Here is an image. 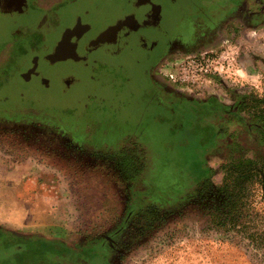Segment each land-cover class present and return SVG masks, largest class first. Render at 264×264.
Segmentation results:
<instances>
[{
    "label": "rangeland",
    "instance_id": "374dc122",
    "mask_svg": "<svg viewBox=\"0 0 264 264\" xmlns=\"http://www.w3.org/2000/svg\"><path fill=\"white\" fill-rule=\"evenodd\" d=\"M100 1L74 0L67 8L80 11L81 2L94 6ZM110 1L111 9L120 13L124 0ZM234 1L164 3L162 24L172 35L158 59L132 41L117 56L97 52L83 65L75 47L74 58L50 66L46 60L41 63L52 80L48 88L29 80L25 69L34 54L51 48L58 28L71 17L65 12L48 17L41 11L18 16L0 10V230L78 249L103 237L109 240L127 211L130 191L114 164L90 151L116 147L127 137L147 149L152 166L135 188L143 189L146 183L151 188L167 186L174 178L173 162L179 159L184 163L180 171L190 172L196 149L179 146L186 137L179 127L196 117L190 100L211 97L229 106L236 94L264 97V0H240L236 7ZM230 41L241 48V86L222 81L218 89L196 95L157 76L162 60L215 52ZM69 74L76 82L63 86L59 79ZM29 103L33 105L28 108ZM237 126L235 120L228 124L230 129ZM225 137H215L198 156L215 169V185L221 182L218 165L226 155ZM259 205H264L260 193L253 202ZM170 208L166 218L153 225L129 221L117 245L111 243L108 263L264 264V237L259 235L264 219L254 211L243 219L245 224L223 227L214 220L211 201L191 200ZM22 250L0 246V264H59L58 257L64 258L56 249L47 260H21L17 253Z\"/></svg>",
    "mask_w": 264,
    "mask_h": 264
},
{
    "label": "trees",
    "instance_id": "16d2710c",
    "mask_svg": "<svg viewBox=\"0 0 264 264\" xmlns=\"http://www.w3.org/2000/svg\"><path fill=\"white\" fill-rule=\"evenodd\" d=\"M190 102L193 104L196 117L192 118V124L186 123L179 127L185 129L183 132L186 134L179 146L195 147V161L193 160L195 166L190 168V172L187 170L181 172L184 163L180 159L174 161L172 165L174 178H171V182L165 187L151 188L148 187V183L142 185L143 189L134 187L139 181L143 183L142 177H147L152 166L147 149L136 143L133 137L123 139L116 147L90 151L94 157L104 158L113 163L130 191L127 211L118 221L119 224L112 229L109 240L103 237L78 249L59 241L25 237L0 230V246H19L23 249L17 253L21 260L30 258L47 260L52 257L50 251L56 252L58 249L64 252V258L58 257L59 264H82L85 259L94 260L95 264H109L106 258L111 251V243L117 245V236L130 226L129 221L136 219L143 225H153L156 221L160 222L166 218L165 213L171 211L172 205L181 206L197 199L211 201L214 207V220L223 227L245 224L243 219L252 211L262 221L264 205L256 207L253 206V202L256 194L264 195V97L252 93L236 94L234 102L229 106L211 97L201 102L193 100ZM32 105L33 103H29L26 107ZM234 120L238 126L228 128L229 122ZM223 133L226 134L223 145L226 155L218 165L222 171L221 182L215 185L211 180L215 169L208 167L198 156L210 146L215 137ZM77 146L83 148L82 145ZM177 151L176 147L174 153ZM186 173H189L188 177ZM142 198L146 200L143 201ZM140 223L138 225L142 228L143 225ZM259 235L264 237V228L261 227ZM3 236L7 237L5 241L1 240ZM10 236L12 238H8ZM33 254L37 257H33Z\"/></svg>",
    "mask_w": 264,
    "mask_h": 264
},
{
    "label": "flooded vegetation",
    "instance_id": "af4514ba",
    "mask_svg": "<svg viewBox=\"0 0 264 264\" xmlns=\"http://www.w3.org/2000/svg\"><path fill=\"white\" fill-rule=\"evenodd\" d=\"M8 0H0V10L6 14L13 13L18 16H33L36 12H45L48 17L56 15L59 12H65L71 17L69 24L61 26L58 28V37L52 42L53 45L45 53L34 54L36 57V68L31 72L30 70L33 66V62L25 69L29 80L34 81L38 85L44 88H48L52 83V80L45 73V68L42 66L43 60H46V66L53 65L55 62H51L45 57L48 54L54 52L56 44L60 41L63 31L67 27H72L77 21L84 24H89L90 29L83 32L79 37H70L69 44L72 48H77L76 51L82 58L78 57L79 63L86 65V59H90L91 55L99 53H104L108 57L117 56L120 54L130 42L134 41V46L143 49L145 52L152 53L155 52L154 60L158 59L163 53H165V46L168 45L172 31L165 30L163 27V10L164 3L174 4L178 0H144L143 3L137 4L136 0H124L122 1L119 9L121 10V16H131V22L129 27L124 26L122 28L120 38L123 39L124 47L119 52L110 51L106 49V44L99 46H92L89 44V40L93 35L90 33L92 30H96L98 26H105L107 24L113 23L117 19V10L111 9V1L101 0L98 5L94 6H83L84 3L81 2V10L75 11L73 8H67L69 4L74 0H23L26 3V9L23 12L9 11L3 6V3ZM80 1V0H75ZM84 1V0H81ZM240 0H237L233 6L236 5ZM105 2V3H103ZM108 2V3H106ZM108 4V5H107ZM236 7V6H235ZM116 11V13H115ZM59 15V14H58ZM119 17V18H120ZM137 20L136 23L132 20ZM100 22V23H96ZM133 26H135L133 28ZM132 27V28H130ZM80 50V51H79ZM68 59V58H65ZM71 59V58H70ZM63 60V59H62ZM42 63V64H41ZM59 82L65 86L66 84L76 82L75 75H65L60 77ZM82 264H95L94 260L85 259Z\"/></svg>",
    "mask_w": 264,
    "mask_h": 264
},
{
    "label": "built area",
    "instance_id": "2783aa9c",
    "mask_svg": "<svg viewBox=\"0 0 264 264\" xmlns=\"http://www.w3.org/2000/svg\"><path fill=\"white\" fill-rule=\"evenodd\" d=\"M240 53V45L230 41L215 52L198 51L162 60L156 73L164 83L201 95L218 89L222 81L235 84L241 81Z\"/></svg>",
    "mask_w": 264,
    "mask_h": 264
},
{
    "label": "water",
    "instance_id": "95a60500",
    "mask_svg": "<svg viewBox=\"0 0 264 264\" xmlns=\"http://www.w3.org/2000/svg\"><path fill=\"white\" fill-rule=\"evenodd\" d=\"M143 2L144 0H136L137 4ZM3 6L6 8V10L9 11L23 12L26 9L27 5L23 0H8L3 3ZM120 16H121V10L120 13L117 14V19L113 23L107 24L105 26H98L96 30L94 31L92 30L90 33L93 35V37L90 38L89 44L92 46H99L102 44H106V49H109L111 52L112 51L119 52L120 50H122L124 44H123V39L120 38V34L124 26L129 27L130 25L129 22H131V16H124V17H120ZM132 21L135 23L137 22V20L135 19ZM137 23L135 24L136 26ZM134 27L135 26H133V28ZM89 29H90L89 24H84L81 23L80 21H77L72 27H67L62 33L60 41L57 43L56 47L54 48V52L48 54L46 57H48L50 61L62 60L69 57L74 58L75 52L69 44L70 37L72 36L79 37L83 32H86ZM32 62H33V66L28 71V73L36 68V60L33 59Z\"/></svg>",
    "mask_w": 264,
    "mask_h": 264
}]
</instances>
